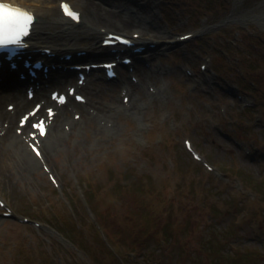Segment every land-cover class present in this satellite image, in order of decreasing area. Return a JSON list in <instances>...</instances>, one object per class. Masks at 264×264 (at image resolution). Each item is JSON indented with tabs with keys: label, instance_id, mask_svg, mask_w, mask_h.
I'll list each match as a JSON object with an SVG mask.
<instances>
[{
	"label": "rangeland",
	"instance_id": "obj_1",
	"mask_svg": "<svg viewBox=\"0 0 264 264\" xmlns=\"http://www.w3.org/2000/svg\"><path fill=\"white\" fill-rule=\"evenodd\" d=\"M139 2L169 38L193 32L196 40L157 54L165 91L133 129L124 123L113 141L86 133L80 149L46 159L62 193L41 170L11 188L0 181L16 213L0 218V264H264V0ZM207 60L215 79H186L185 68L202 76ZM93 78L109 101L111 84ZM78 234L81 249L69 242Z\"/></svg>",
	"mask_w": 264,
	"mask_h": 264
},
{
	"label": "bare ground",
	"instance_id": "obj_2",
	"mask_svg": "<svg viewBox=\"0 0 264 264\" xmlns=\"http://www.w3.org/2000/svg\"><path fill=\"white\" fill-rule=\"evenodd\" d=\"M67 1L76 10L83 13L84 22L89 30L80 31L77 29V25L65 19L55 9H48L49 6L56 3V0H5V2L33 10L37 14L38 23L31 43L37 49H54L58 59L62 52L74 54V61L77 63L72 66L111 62H102L101 59L103 58L98 57V55L107 54V51L104 49L98 50L94 46V41L102 34L101 28L108 27L125 33L133 31V33L140 34L139 47L144 46L147 50L149 55L145 62L149 63L150 67L140 66L136 70L139 74L136 83L130 80L131 78L129 79L126 73L123 76L118 75L117 80H114L113 84L110 85L114 97L111 96L107 102L101 100L102 92L100 89L97 90L87 85L86 97L88 99L86 104L73 102L62 107L59 110L55 124H52L53 128L49 140L46 143L42 140V157L47 158L53 154L57 155L60 151H68L71 148L80 149L81 134L91 132L95 139L113 141L124 122L133 129L135 120L144 113L150 103L148 100L154 98V95L148 89L146 90V86L148 82L155 81V74L158 69L155 54L161 52L165 48L161 44L169 40L167 33L158 27V23L155 21V13L150 9V4L141 5L139 0H120L117 4H111L112 0H86L85 3L80 0ZM109 33L112 32L109 31L103 36L109 35ZM151 44L155 45L154 48L151 47ZM83 51L86 54L77 57V53ZM126 55H131V53L127 52ZM89 61L93 62L89 63ZM58 63L62 62L59 61ZM72 66L68 67L67 73L64 71L52 72L48 79L41 78L40 88L36 89V98L48 102L46 96L48 87H62L72 82L73 77L76 76V73L69 71ZM1 79L0 116L13 124L17 114L31 105V101L27 100L26 95L23 93L30 83L19 82L15 72L5 71V69L1 72ZM121 91H126L122 99L124 97L130 98L127 106H122L119 103L118 97ZM159 93L157 91L156 98ZM7 101L15 103V114L12 115L2 110V105ZM67 106H71L72 109H77L82 113L81 121L69 120ZM44 108H42L39 115H43ZM91 109H93V113H90ZM62 120L70 124V132L63 130L60 123ZM108 123H111V125L109 126ZM0 157V181L9 188L15 185L14 179L21 180L23 174L29 180L38 173L40 168L39 160L28 150L23 139L12 133V128L4 137H0Z\"/></svg>",
	"mask_w": 264,
	"mask_h": 264
},
{
	"label": "snow or ice",
	"instance_id": "obj_3",
	"mask_svg": "<svg viewBox=\"0 0 264 264\" xmlns=\"http://www.w3.org/2000/svg\"><path fill=\"white\" fill-rule=\"evenodd\" d=\"M63 10L72 19H80V13L70 9L67 4L63 5ZM35 23L36 17L30 10L0 0V48L26 47L24 40L30 35ZM33 126L39 129L41 135L45 134L46 125L43 121Z\"/></svg>",
	"mask_w": 264,
	"mask_h": 264
},
{
	"label": "trees",
	"instance_id": "obj_4",
	"mask_svg": "<svg viewBox=\"0 0 264 264\" xmlns=\"http://www.w3.org/2000/svg\"><path fill=\"white\" fill-rule=\"evenodd\" d=\"M149 215V217H151V215L150 214H148ZM160 218V217H159ZM71 238L74 240V242L76 243V244H78L80 247H83L84 248V239H83V237L81 236V234H78V235H75V236H71ZM83 241V242H82ZM135 243H137V242H135ZM86 248V247H85ZM245 258H247V257H245ZM244 259V258H243Z\"/></svg>",
	"mask_w": 264,
	"mask_h": 264
}]
</instances>
